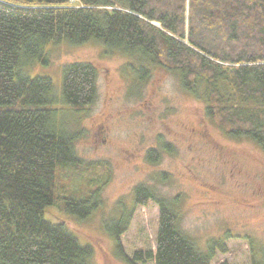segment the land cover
<instances>
[{"label":"trees","instance_id":"obj_1","mask_svg":"<svg viewBox=\"0 0 264 264\" xmlns=\"http://www.w3.org/2000/svg\"><path fill=\"white\" fill-rule=\"evenodd\" d=\"M91 38L175 73L219 129L264 150V0H0V264H91V245L44 214L59 205L85 218L98 204L99 186L78 193L61 177L79 166V133L69 125L96 101L98 69L66 64L61 96L51 77L22 71L30 60L48 61L49 43ZM148 71L141 65L138 77ZM149 200L160 208L156 250L122 253L129 264H212L225 251L224 241L203 249L181 229L180 196L171 203L137 186L135 205ZM133 213L109 225L118 250ZM263 249L253 264H264Z\"/></svg>","mask_w":264,"mask_h":264},{"label":"rangeland","instance_id":"obj_2","mask_svg":"<svg viewBox=\"0 0 264 264\" xmlns=\"http://www.w3.org/2000/svg\"><path fill=\"white\" fill-rule=\"evenodd\" d=\"M46 51V63L30 60L22 71L51 77L60 96L66 64L89 62L98 69L96 101L69 125L79 133L74 143L79 166L67 165L61 177L78 193L89 186L100 190L96 208L85 218L59 205L48 207L44 217L63 222L81 243L91 245V264H129L124 255L156 250L159 205L134 202L135 188L145 185L171 203L181 197V229L198 246L224 241L225 251H217L212 264H253L259 247L264 248L262 147L219 129L205 103L161 66L139 64L95 38L49 43ZM141 65L150 70L143 78L137 74ZM151 150L158 151L154 161L148 159ZM133 210L118 250L109 225L122 211Z\"/></svg>","mask_w":264,"mask_h":264}]
</instances>
